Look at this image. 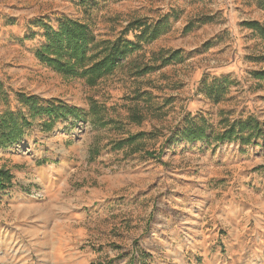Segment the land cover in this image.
<instances>
[{
	"label": "rangeland",
	"instance_id": "obj_1",
	"mask_svg": "<svg viewBox=\"0 0 264 264\" xmlns=\"http://www.w3.org/2000/svg\"><path fill=\"white\" fill-rule=\"evenodd\" d=\"M258 1L0 0V114L26 112L18 93L81 111L0 148V264H264V138L167 142L187 117L211 134L264 121ZM60 17L138 48L93 86L63 78L36 57ZM136 21L162 34L137 41ZM90 99L108 124L88 120ZM51 229L65 239L52 253Z\"/></svg>",
	"mask_w": 264,
	"mask_h": 264
},
{
	"label": "trees",
	"instance_id": "obj_2",
	"mask_svg": "<svg viewBox=\"0 0 264 264\" xmlns=\"http://www.w3.org/2000/svg\"><path fill=\"white\" fill-rule=\"evenodd\" d=\"M258 2L264 9V0ZM135 24L141 28L140 34L136 36L137 41L149 42L162 34L160 23L150 26L136 21ZM247 26L258 31L264 39V28L257 22H249ZM45 30L46 43L36 51L39 62L49 66L63 78L84 79L88 86L95 85L100 78L111 74L121 61L138 48L137 43L122 37L98 41L87 24L67 17L59 18L57 30H52L49 26H46ZM176 56L177 53H173L171 57H164L162 60L168 63ZM254 76L264 78V71L255 72ZM17 97L19 104L27 110L0 114V148H7L19 142L25 134L26 127H30L37 117L43 120V131H51L60 120L69 117L81 118V111L78 108L57 99L47 100L24 93H18ZM104 110L103 106L90 99L89 109L85 114L93 125L104 126L108 124L103 119ZM222 122L223 129L211 134L212 127L205 118L187 117L184 119L182 129L172 133L167 142L177 134L190 143L201 141L210 135L218 143L240 140L243 144H249L253 139L264 138V121L260 122L255 117L248 116L233 121L225 119ZM137 136H129L118 141L116 146L121 148L124 144L132 145ZM11 179L9 171L0 169V189L9 187Z\"/></svg>",
	"mask_w": 264,
	"mask_h": 264
},
{
	"label": "crops",
	"instance_id": "obj_3",
	"mask_svg": "<svg viewBox=\"0 0 264 264\" xmlns=\"http://www.w3.org/2000/svg\"><path fill=\"white\" fill-rule=\"evenodd\" d=\"M55 234V235H54ZM49 241L46 243L49 247H53L51 253L55 250V245H60L61 242H64L65 239L61 237L57 232H53V229L49 231ZM12 242L8 241V245ZM63 246V243L61 244Z\"/></svg>",
	"mask_w": 264,
	"mask_h": 264
}]
</instances>
